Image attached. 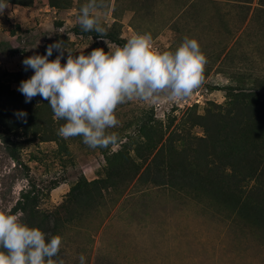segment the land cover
I'll return each mask as SVG.
<instances>
[{
	"label": "rangeland",
	"instance_id": "1",
	"mask_svg": "<svg viewBox=\"0 0 264 264\" xmlns=\"http://www.w3.org/2000/svg\"><path fill=\"white\" fill-rule=\"evenodd\" d=\"M88 0L55 8L48 0L14 5L0 15V77L20 70L23 60L45 55L48 45L62 41L73 56L121 46L106 36L86 34L77 22ZM101 0H98V4ZM259 0H102L97 9L102 26L125 39L150 33L159 51H174L185 37L196 39L207 57L203 85L186 101L157 104L131 101L116 110L121 137L116 146L92 149L81 137L42 141L24 136L19 164L0 139V211L13 214L21 190L35 183L40 208L49 212L69 195L80 176L93 180L105 173V152L119 149L147 113L166 121L181 119L197 105L224 103L227 85L253 87L264 79V8ZM94 31V30H93ZM106 43H105V42ZM61 61L66 63L68 52ZM249 76L246 82L240 75ZM7 79L6 77H4ZM12 88L18 89L15 82ZM216 87L220 88L217 89ZM194 131L202 135L201 127ZM101 205L79 209V217L59 228L62 264H264V231L228 219L206 202L168 187L135 181L118 191H105ZM65 214V211H63Z\"/></svg>",
	"mask_w": 264,
	"mask_h": 264
},
{
	"label": "trees",
	"instance_id": "2",
	"mask_svg": "<svg viewBox=\"0 0 264 264\" xmlns=\"http://www.w3.org/2000/svg\"><path fill=\"white\" fill-rule=\"evenodd\" d=\"M48 1L59 9L73 4V0ZM259 2L264 8V0ZM9 3L31 6L34 0ZM85 32L100 36L96 31ZM105 36L121 46L127 42L113 31ZM57 55L59 51L54 49L49 60ZM33 74V69L23 66L4 71L0 77V139L19 164L22 141L16 139L28 135L42 141L62 138L58 129L64 121L53 118L48 101L38 95L26 103L18 90ZM246 78L252 75L241 74L239 79L246 82ZM257 80L259 85L253 87L225 86L228 91L224 103L211 102L203 112L195 105L179 120L169 116L163 121L154 112L147 113L129 140L116 151L105 152L107 164L102 176L93 180L80 176L66 200L49 212L40 208L41 193L35 183H30L21 190L13 214H22L24 223L38 227L48 237L58 235L63 215L72 222L79 217V209L101 205L105 191H118L135 181L179 191L206 202L228 219L239 218L264 231V79ZM11 82L18 89L12 88ZM21 111L27 116L20 117ZM196 127L202 128V135L194 131Z\"/></svg>",
	"mask_w": 264,
	"mask_h": 264
},
{
	"label": "clouds",
	"instance_id": "3",
	"mask_svg": "<svg viewBox=\"0 0 264 264\" xmlns=\"http://www.w3.org/2000/svg\"><path fill=\"white\" fill-rule=\"evenodd\" d=\"M10 6L9 0H0V15ZM101 6L102 0L100 4L88 0L81 6L77 22L82 31L107 34L97 11ZM54 49L59 55L49 60ZM65 51L63 42L56 41L48 45L45 55L25 58V70L31 68L34 74L18 90L26 103L38 95L48 101L53 118L64 121L59 136L66 140L81 137L92 149L114 147L119 142L118 134L110 130L119 126L116 110L120 105L190 99L204 83L208 62L196 39L185 37L174 51L161 52L154 47L150 33L134 34L124 45L108 51L94 48L78 56L67 51L62 64ZM18 115L26 117L27 113ZM21 217L20 213L0 211V264H58L54 257L60 252L62 237H48ZM79 261L85 264L83 254Z\"/></svg>",
	"mask_w": 264,
	"mask_h": 264
},
{
	"label": "crops",
	"instance_id": "4",
	"mask_svg": "<svg viewBox=\"0 0 264 264\" xmlns=\"http://www.w3.org/2000/svg\"><path fill=\"white\" fill-rule=\"evenodd\" d=\"M10 5H12V4L10 3ZM14 5H16V4H14Z\"/></svg>",
	"mask_w": 264,
	"mask_h": 264
}]
</instances>
